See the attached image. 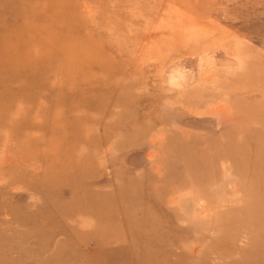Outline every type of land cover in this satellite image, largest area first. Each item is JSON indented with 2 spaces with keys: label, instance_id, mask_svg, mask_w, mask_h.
<instances>
[{
  "label": "rangeland",
  "instance_id": "obj_1",
  "mask_svg": "<svg viewBox=\"0 0 264 264\" xmlns=\"http://www.w3.org/2000/svg\"><path fill=\"white\" fill-rule=\"evenodd\" d=\"M263 165L264 0H0V264H233Z\"/></svg>",
  "mask_w": 264,
  "mask_h": 264
},
{
  "label": "bare ground",
  "instance_id": "obj_2",
  "mask_svg": "<svg viewBox=\"0 0 264 264\" xmlns=\"http://www.w3.org/2000/svg\"><path fill=\"white\" fill-rule=\"evenodd\" d=\"M15 74V73H14ZM18 74V73H17ZM20 75V74H19ZM13 76V75H12ZM9 77V76H8ZM14 78V77H13ZM19 78V76L17 77V79ZM11 80V79H10ZM175 83V82H174ZM222 111V110H221ZM215 113V112H214ZM239 117H241V110H239ZM243 119H245V120H251V119H249L247 116H245ZM241 121H242V119H241ZM257 121V120H256ZM253 122V121H252ZM252 122H250V123H252ZM181 141V145L180 144H178L179 142H177V144L176 145H173L172 146V144H168L167 146H165V151L166 150H171V151H173V152H175L176 151V158L178 159H182V161L183 162H185V161H187V160H189L190 162H192V154H191V156H190V153H191V151L193 152V150L188 146V144H186L185 142H186V137L184 138V140L183 139H181L180 140ZM184 144V145H183ZM178 145H180L181 146V148H183L184 150H186V151H188V150H191V151H188V155H189V157L188 156H183V154H182V156L181 155H179V154H177L178 153V151H180V150H178L179 149V146ZM177 146V147H176ZM188 149V150H187ZM263 150V149H262ZM226 153H224V154H222V152H220L221 154H217V156L219 155V156H222V155H224V156H226V155H230V154H227V150L225 151ZM188 161V163H190ZM166 162L167 163H170V164H173L172 162H170L168 159H166ZM177 162V161H176ZM180 163H182L181 161H179ZM183 164H187V163H183ZM195 164V163H194ZM196 165V164H195ZM204 167H206V166H204ZM263 167H264V165H263ZM260 168H261V166H260ZM263 169V168H262ZM203 170V169H202ZM261 173V172H260ZM259 173V174H260ZM264 174V173H263ZM260 177H261V175H260ZM77 201V200H76ZM78 202V201H77ZM246 209H248V208H246ZM78 210H80V209H77L76 211H78ZM75 211V212H76ZM253 211H261V209L259 208V207H256V208H254L253 209ZM127 212V211H126ZM235 220L236 219H230V221H229V223L228 224H225L224 226H223V228H224V230H226V236H227V242H229V243H233V241L236 239V237H238L239 236V234L240 233H237V232H234L235 230H233V231H231L230 229L231 228H233V226L234 227H236V226H238V225H241V226H243V221H242V223H240L239 221L238 222H235ZM146 227V226H145ZM227 230L228 231H230V232H227ZM249 240H250V243H249V248L248 249H246L244 252H242V254L240 255V258H238V259H236V260H234L233 261V264H238L237 263V261H239V262H245V264H253L252 262L254 261V260H257V259H260V258H262L263 256H264V221H262V220H260L259 222H258V224H257V226L254 228V230H253V234L249 237ZM43 248L44 247H42L41 248V250H43ZM46 249H47V247H45V251H46ZM44 251V252H45ZM233 251L234 250H232V255L234 254L233 253ZM157 264V263H156ZM261 264H264V260L263 261H261Z\"/></svg>",
  "mask_w": 264,
  "mask_h": 264
}]
</instances>
